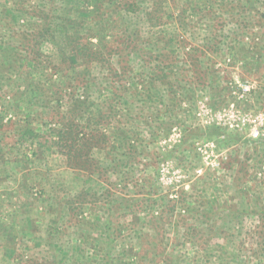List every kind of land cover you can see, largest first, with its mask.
Segmentation results:
<instances>
[{"label":"trees","instance_id":"obj_1","mask_svg":"<svg viewBox=\"0 0 264 264\" xmlns=\"http://www.w3.org/2000/svg\"><path fill=\"white\" fill-rule=\"evenodd\" d=\"M26 2L0 0V168L24 176L22 158L43 159L48 169L47 154H55L78 187L54 184L40 197L42 209H17L20 226L2 224L7 264H87L90 234L100 246L90 264H186L187 248L203 261L220 250V264H241L225 241L228 232L242 235L247 217L254 218L248 258L264 264V206L243 188L245 174L235 175V193L222 195L212 184L198 194L156 185L158 164L196 152L197 139L216 150L240 141L227 127L183 135L178 125L198 102L211 111L230 102L213 77L220 58L246 73L264 71V0ZM195 27L198 38L188 44ZM177 128L178 143L162 150ZM43 209L50 219L36 236L33 218ZM62 222L77 237L58 250ZM16 230L41 255L17 254ZM129 230L133 247L119 241Z\"/></svg>","mask_w":264,"mask_h":264},{"label":"rangeland","instance_id":"obj_2","mask_svg":"<svg viewBox=\"0 0 264 264\" xmlns=\"http://www.w3.org/2000/svg\"><path fill=\"white\" fill-rule=\"evenodd\" d=\"M29 2H31L30 4L32 5L35 4L34 0H27L26 3L28 4ZM200 28L201 27H195L189 31L192 36H189V42L186 41V43L191 44L198 38ZM228 34L229 31L225 29L224 35L228 36ZM229 41L230 40L227 38V42ZM48 49H51L50 46L46 47V50ZM220 59L221 60H217L215 64L216 66L214 69L217 70V73L214 74L213 77L217 79L216 81H218L222 87H225L226 90L224 95L230 102L219 104L215 107L216 111H212V113L209 111V107H206L204 103L200 104V102H198V107H193L195 110L193 115L185 116L181 125L178 126H180L179 128L184 135L192 131L193 134H198V127L204 128L209 123H215L220 126L231 125L233 127L238 125L240 126L239 128L242 127V123H245V126L241 128L242 130H236L239 134L240 141L227 150L221 148L216 150L215 146L211 145V142L204 139H197L195 141V143H199L196 145L197 154L194 152L184 156L180 153V157L158 164V179L156 185L174 187V190H179V192L182 189L185 191L194 189V192L198 194L206 185L212 184L216 185L214 190L217 189L215 191L222 195L226 192L228 193V191L234 192L238 189L234 186V178L235 175L240 172L246 175L244 181L245 186L243 188H248L252 192V194L249 192V195L255 196L253 202L260 201L261 205L264 206V119H256V116H259L256 115L258 113H261L264 117V71L261 69L257 74L246 73L244 68H241V63L232 64V62L228 60L223 63L222 58ZM254 92H257L260 96L254 94ZM256 95L261 100L258 103L256 101ZM151 119L150 117L149 121ZM179 128L173 129L169 139L162 141L160 146L162 150H165L167 147L170 148L172 145L178 143V139H180V136L178 138ZM257 130L260 133L258 136L260 139L255 137ZM47 155L49 157L47 160L48 162H46L48 163V169H46L47 166H44L45 164L43 162L45 160L43 159L40 160L37 159L38 157H35L31 158L32 160L29 162L22 158L20 162V165H22L21 167L24 169L25 164H27L26 167H28L27 170H25L27 172H24V176L19 174L8 176L2 172L3 170L0 168V240L4 236L2 224L8 226L7 223H9L10 220L15 221L19 226L22 224V218L15 213L18 208L26 212L33 211L37 206L42 209L43 205H40V197H46L50 193L51 186L54 184L58 185L57 190L58 188L60 190L64 188L75 190V188L78 187V183L73 182L74 179L72 180L73 175H69V172L65 171L58 159L55 158V154ZM147 163L151 164L152 162L148 161ZM32 166L35 168H32ZM199 177H202L200 181H198ZM40 212L41 217L33 218L37 223L33 224L36 236L42 234V231L40 232V227L43 229L50 219V216L45 214L44 209L39 210V213ZM30 215L33 214L31 213ZM243 223L244 230L240 231L242 233L241 236L238 235L237 231L234 233L228 232V234H226L229 240H226L225 243H229V245L226 244L227 247L226 245L225 247L228 249L232 244V248L236 247L241 253L240 263L251 264V260L248 257L249 250H251L252 247L250 248L251 240L247 233L254 224V218L247 217ZM61 224L64 225L65 231L62 233L63 235L59 241L61 244L58 250L70 248L71 242L77 237L75 228H67L65 222ZM16 234L17 239L15 242L16 248L18 249L16 251L17 254L26 255L30 260L41 255L39 247L34 246V243L29 242V240H21V235L18 230H16ZM90 235L89 238L85 236L87 243L85 244V259H87V264H90L89 258H94L95 252L100 250L98 243L92 245L91 239L94 238V235ZM121 237L123 238L119 239L120 243H125V245L133 247V243H135L134 234L131 233L130 230L128 232H123ZM1 243L2 242H0V245ZM5 245L8 244L6 243ZM67 251L69 253V250ZM91 251H93V253ZM182 251L185 254H189L185 256L186 264H220L221 262L220 257H222V255L219 256L220 250L216 251L218 253L212 252V254L206 258V261L202 260L203 255L201 256V253H197L193 256V253L196 252L195 250L187 248ZM2 254L3 252L0 248V264H7V260L2 257ZM80 257L82 256H79L77 261L81 259ZM223 257L226 258L228 256L224 255ZM61 258L64 259V257ZM63 263L67 264V261L63 260ZM135 264L139 263L135 261ZM253 264L261 263L254 262Z\"/></svg>","mask_w":264,"mask_h":264},{"label":"built area","instance_id":"obj_3","mask_svg":"<svg viewBox=\"0 0 264 264\" xmlns=\"http://www.w3.org/2000/svg\"><path fill=\"white\" fill-rule=\"evenodd\" d=\"M201 103H204V102H200V104ZM205 104V103H204ZM206 106V105H205ZM207 107V106H206ZM209 111L212 113V111L209 109ZM256 115H259V116H256V119H264V117H263V115L261 114V113H258V114H256ZM262 115V116H261ZM212 124H215V123H209L208 125H212ZM216 125V124H215ZM207 126V125H206ZM217 126H220V125H217ZM229 130H242L241 128H243V126H245V123H242V127L241 128H239L240 126H238V125H236V127H233V126H231V125H225ZM225 126H221V127H225ZM179 134V133H178ZM259 131L257 130V132H256V136L255 137H258L259 136ZM179 136L180 135H178V138H179ZM259 139H260V137H258ZM179 140V139H178ZM212 145V144H211ZM213 146V145H212Z\"/></svg>","mask_w":264,"mask_h":264}]
</instances>
